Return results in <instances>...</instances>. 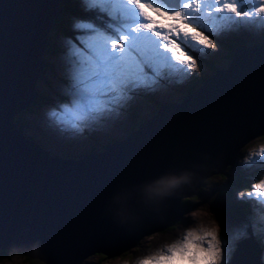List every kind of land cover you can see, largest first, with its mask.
<instances>
[{
  "label": "water",
  "instance_id": "95a60500",
  "mask_svg": "<svg viewBox=\"0 0 264 264\" xmlns=\"http://www.w3.org/2000/svg\"><path fill=\"white\" fill-rule=\"evenodd\" d=\"M55 1L0 0V248L80 264L175 223L186 210L181 199L264 133V41L235 45L225 68L179 99L158 101L103 148L49 154L13 116L37 97ZM260 250L248 228L228 262L258 260Z\"/></svg>",
  "mask_w": 264,
  "mask_h": 264
},
{
  "label": "snow or ice",
  "instance_id": "6c2138e0",
  "mask_svg": "<svg viewBox=\"0 0 264 264\" xmlns=\"http://www.w3.org/2000/svg\"><path fill=\"white\" fill-rule=\"evenodd\" d=\"M83 3L95 11V16L91 22L74 24L77 34L66 41V100L52 106L47 114L54 126L65 131H83L119 114L139 94L155 92L169 79L190 76L198 67L196 53L215 48L212 35L241 25L264 27V0ZM115 3L131 7L117 11L111 7ZM251 187L239 197L258 199L264 193V178ZM245 235L246 230L237 233V237ZM228 246V239L215 231L200 235L188 230L182 240L162 249L161 255L143 259L140 264H174L178 257L187 264H221L222 259L227 264L224 252ZM260 260L264 261V249Z\"/></svg>",
  "mask_w": 264,
  "mask_h": 264
},
{
  "label": "rangeland",
  "instance_id": "374dc122",
  "mask_svg": "<svg viewBox=\"0 0 264 264\" xmlns=\"http://www.w3.org/2000/svg\"><path fill=\"white\" fill-rule=\"evenodd\" d=\"M62 7H64L63 0H56L53 15L48 21L49 24L47 23V29H49L46 32L47 44L42 56L44 59L42 75L37 81L39 92L46 94L44 97H48V100H44L40 106L35 105L31 110L24 113L26 122L23 130L28 133L27 135L42 143L50 154L78 156L92 149H100L101 145L111 141L112 138L125 136L140 119L149 116L153 112L159 99L165 102L174 100L181 93L185 94L187 90L195 87L200 82L201 77L203 79L213 70L209 63H214L215 67L225 68L230 58L229 51L231 50L232 52L233 47L237 44V42H234L236 37L240 36L242 39L240 38L238 42L243 43H252L264 39V27L260 25H241L218 32L212 35V39L215 41L214 49L205 48L203 49V54L196 53L197 58L202 57V59H205L204 57H206L208 59L209 62L204 67L198 64L195 71L187 78H172L165 81V84L162 83L155 92L139 94L119 114L106 117L100 122L86 127L83 131L74 132L68 130L61 132V136L56 137L55 146H49L48 144H52V142L44 140V132L51 122L48 117H45L43 121V115L39 114L38 111L41 110V107H52L58 102H65L66 97L63 90L67 84L66 41L74 39L77 34L74 30V24L77 21L91 22L95 16V11L88 8L83 3V0H71L69 7L71 11L67 12L63 21L68 27L69 33L63 34L58 28H54L56 19L62 13ZM51 39L58 49L56 52L49 53L48 40ZM227 40H229L228 45L222 46L221 43ZM197 47L199 46L197 45ZM180 80L182 81L180 82ZM34 127L37 128V133L41 140L33 134ZM259 136L260 134H255L241 145L240 149L242 152L238 156L236 164L227 169L226 177L222 178L215 172L208 175L210 180L206 184L205 182L203 183V191L199 194L200 199L196 202H191L192 200L185 202L188 207L182 212V217L175 222L173 227L153 229L151 232H146L128 249L112 255L97 251L90 252L82 257L81 264H140L143 259L161 255L162 249H166L167 246L182 240L188 230H195L200 235H203L205 231H215L219 237H226L229 241V246L228 250L224 252V258L228 262L235 242L242 238L237 237V233L241 230H246L247 234L248 228L252 232H258L260 226L258 221L261 213L259 212H252L251 215H232L230 213L231 201H238L239 193L236 192L234 186L225 185L226 180L230 179L231 175L236 172L245 171L248 174L253 169V166L259 165L258 160L264 156V149H260L261 147L264 148V138L260 139L258 138ZM253 159L257 163H250ZM245 201L248 210L255 208L259 210L258 205L250 201L249 198H246ZM181 203L184 206L182 201ZM192 219H196V221ZM262 249H264V244L261 247ZM253 259L255 264H259L257 258ZM258 259L260 260V254ZM261 263L264 264V261H261ZM0 264L44 263L38 259L31 263L22 252L10 251L7 257L0 259ZM174 264H187V261L178 257ZM221 264H224L223 259Z\"/></svg>",
  "mask_w": 264,
  "mask_h": 264
},
{
  "label": "trees",
  "instance_id": "16d2710c",
  "mask_svg": "<svg viewBox=\"0 0 264 264\" xmlns=\"http://www.w3.org/2000/svg\"><path fill=\"white\" fill-rule=\"evenodd\" d=\"M70 3H71V0H63V6L64 7H62V13L58 16V18L55 21V25H54V28H58L63 34H68L69 33L68 27L64 24L63 21H64V16L67 14V12L68 11H71V10H69ZM48 37H49V35H48ZM240 38H241L240 36L236 37L234 39L236 41H234V42H237L238 40H240ZM228 42H229V40H227L226 42H223V45L224 46H227L228 45ZM234 44H236V43H234ZM48 47L50 49V52L49 53L56 52L57 49H58L54 45L52 39L51 40H48ZM230 54H231V50L229 51V57H230ZM209 65L212 67V69L215 68L214 63H209ZM38 78L40 79L41 78V75ZM201 80H202V77H201L200 81ZM192 88H194V87H192ZM191 89L187 90L186 93H188ZM185 94H182L181 93L180 95L183 96ZM45 95L46 94H42L38 90L37 97L30 104V106L27 109L21 110L18 114H16V115L13 116V122H14L15 126H17L19 128H21L23 126V124L26 122L25 119H24L25 118L24 112L31 110V108L33 106H35V105L36 106L40 105L42 102H44V100H48V97H44ZM24 133H25V131H24ZM28 136L31 137L30 135H28ZM260 136L262 138H264V133H261ZM104 146L105 145H101L100 148H103ZM241 152L242 151H240V154H241ZM240 154H238V156ZM235 163H236V161H235ZM234 164L226 165L225 168L223 169V171L216 172V174L218 176H221L222 178L226 177L227 176V173H226L227 169H229L230 167H232ZM208 177H210V176H207V177H205L203 179V183L205 182V184H206L207 181L210 180ZM263 177H264V162L263 161H260L259 165L253 166V169L250 170L248 174H246L245 171L244 172L243 171H239V172H236L235 174L231 175V178L228 179V180H226L225 185L231 186V187H233V186L234 187L241 186L243 188H249L254 182H256L257 180H259V179H261ZM203 183L199 185V187L197 188V191L196 192L190 194L189 196L187 195L186 197H183L181 199V201L184 203V207H188V205H185V202L186 201L192 200L191 202H196L197 200L200 199V195L199 194L203 191V187H204V184ZM206 200H208V199H206ZM254 204H257L258 205V209L260 211H263L264 212V205H259L256 202H254ZM230 213L232 215L233 214H243V215L247 214L248 213V206L246 204V201L244 200V201H242L240 203H237L236 200L231 201ZM174 224L175 223H173L172 225H170L168 227H173ZM258 224L260 225L259 226V229H258V232H254V235H255L256 240H258V242L260 243V245H263L264 244V238H263V235L264 234L261 233V228L264 227V223L259 221ZM168 227H166V228H168ZM10 251L22 252L31 261V263H33V262L36 261V258L30 257L24 251H19V250L18 251H15V250L7 249V248H5V249L4 248L3 249L0 248V259H2L3 257H7ZM97 252L104 253L102 251H97ZM259 263H261V261H259Z\"/></svg>",
  "mask_w": 264,
  "mask_h": 264
},
{
  "label": "clouds",
  "instance_id": "9594fccd",
  "mask_svg": "<svg viewBox=\"0 0 264 264\" xmlns=\"http://www.w3.org/2000/svg\"><path fill=\"white\" fill-rule=\"evenodd\" d=\"M38 106H40V105H38ZM22 110H23V109H22ZM20 111H21V110H20ZM20 111H19V112H20ZM49 111H50V107H44V108L41 107V110L38 111V113H39V114H42L43 117H48L47 114H48ZM19 112H17L16 114H18ZM25 112H27V111H25ZM25 112H24V113H25ZM16 114H15V115H16ZM25 121H26V120H25ZM24 124H25V123H24ZM24 124H23V126H24ZM23 126H22L20 129L24 132L25 130H23ZM49 128H50V127H47L46 130H45V132H44V140H46L45 138L49 135V131H50ZM24 134H25L26 136H28V135H27V134H28L27 132H25ZM33 134H35V135L40 139V136H39V134L37 133V128H36V127L33 128ZM28 137H29V136H28ZM30 138H33V137H30ZM40 140H41V139H40ZM106 143H107V142H106ZM104 144H105V143H104ZM104 144H103V145H104ZM41 145H42L43 148L46 149V147H44L42 143H41ZM46 150H47V152L49 153L48 149H46ZM49 154H50V153H49ZM82 154H83V153H82ZM55 155H58V154H55ZM79 155H81V154H79ZM79 155H78V156H79ZM61 156H63V155H61ZM237 160H238V157H237ZM2 249H3V248H2ZM10 250H15V249H11V248H10ZM15 251H18V250H15ZM80 264H81V263H80Z\"/></svg>",
  "mask_w": 264,
  "mask_h": 264
},
{
  "label": "bare ground",
  "instance_id": "6f19581e",
  "mask_svg": "<svg viewBox=\"0 0 264 264\" xmlns=\"http://www.w3.org/2000/svg\"><path fill=\"white\" fill-rule=\"evenodd\" d=\"M111 7L113 8V6L111 5ZM219 67V66H218ZM219 68H222V67H219ZM108 132V131H107ZM243 154V153H242ZM192 220H195L196 221V219H192ZM198 221V220H197ZM193 222V221H192ZM196 226V225H195ZM251 230V229H250ZM251 232H252V230H251ZM262 247V246H261ZM89 254V253H88ZM87 255V254H86ZM260 260L258 259V262H259ZM228 264H233V263H231V262H229ZM238 264H241L240 262L238 263ZM243 264H255V262H254V259L252 258V257H250L248 260H247V262L246 263H243ZM259 264H261V263H259Z\"/></svg>",
  "mask_w": 264,
  "mask_h": 264
}]
</instances>
